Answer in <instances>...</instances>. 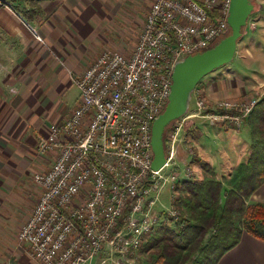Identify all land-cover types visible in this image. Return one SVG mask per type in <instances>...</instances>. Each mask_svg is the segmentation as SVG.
I'll list each match as a JSON object with an SVG mask.
<instances>
[{
    "label": "built area",
    "instance_id": "obj_1",
    "mask_svg": "<svg viewBox=\"0 0 264 264\" xmlns=\"http://www.w3.org/2000/svg\"><path fill=\"white\" fill-rule=\"evenodd\" d=\"M229 5L230 0H154L128 54L104 52L72 76L78 103L38 137L40 152L59 154L34 175L42 192L18 232L37 264H92L106 250L116 254L108 256L109 264H140V249L159 221L149 210L162 187L174 190L179 181L181 126H173L165 141L162 167L152 169V122L166 105L174 64L226 34ZM230 108L224 99L213 101L212 111L195 100L179 124L198 115L210 122L237 121L240 114L220 112ZM168 213L176 216L172 206Z\"/></svg>",
    "mask_w": 264,
    "mask_h": 264
},
{
    "label": "crops",
    "instance_id": "obj_2",
    "mask_svg": "<svg viewBox=\"0 0 264 264\" xmlns=\"http://www.w3.org/2000/svg\"><path fill=\"white\" fill-rule=\"evenodd\" d=\"M257 1L259 10H263L264 0ZM150 2L152 0H40L38 5L41 15L36 18V28L31 27L8 6H0V30L7 33V36H0V170L6 167L19 178L26 173L33 161L27 157L35 153L33 148H37L38 137L47 136L50 126L66 119L78 103L80 93L75 91V97L72 94L74 87L79 92L72 76L82 74L105 49L115 50L116 46H123L119 41L124 40L127 45L134 40L135 43L133 42L130 48L132 50L143 22H136L134 16L138 13L139 19L149 8ZM257 52L260 57L255 60L257 69L253 72L257 74L254 79L258 81L256 85L263 88L264 93V62L261 60V57L264 58V48ZM227 65L226 63L213 69L198 81H202L205 95L213 101L236 98L238 95L240 87L234 80L237 77ZM225 66L227 67L223 68ZM197 84L193 88L191 98ZM259 105L264 111V99ZM209 125L216 129L213 134L218 136L219 143L221 138L227 135L224 132L231 130L226 124L221 126L216 122L208 124L204 121L202 127L207 133H210ZM246 126L249 128V141L248 138L244 140L241 137L243 131L247 130L244 126L232 128L236 130V135H227L230 138L229 151L219 146L218 150L211 153L208 146L202 147L199 143L195 147L199 157L211 168L215 178L220 180L225 188H229L225 185V179H230L233 170L249 160L252 125L246 122ZM237 137L247 144L235 146ZM52 151L47 152L48 157ZM217 158L221 159L219 172L214 169V161ZM52 159L53 157L47 160L49 167ZM192 172L194 176H186L187 178L181 180H193L197 170L192 169ZM5 182L6 180L0 181L1 207H6L5 200L8 199L9 188ZM18 183L19 181L14 182V186L20 185ZM17 188L19 192L22 191L21 185ZM14 193L17 192L12 194ZM173 194L174 190L172 196ZM263 200L264 183L250 195L247 202ZM31 206L32 204H28L26 211L29 212ZM25 216L27 215L24 214L23 217ZM0 219L1 236L12 226L15 228L12 235L16 236L23 218L14 221L12 226H6L5 212ZM5 237L7 234L4 235V240H0V264H37L26 251L10 243L11 237L8 242ZM115 255L114 252L106 250L96 256L93 262L102 264V260ZM105 264H109V261ZM216 264H264V240L243 231L237 243L226 250Z\"/></svg>",
    "mask_w": 264,
    "mask_h": 264
},
{
    "label": "rangeland",
    "instance_id": "obj_3",
    "mask_svg": "<svg viewBox=\"0 0 264 264\" xmlns=\"http://www.w3.org/2000/svg\"><path fill=\"white\" fill-rule=\"evenodd\" d=\"M39 1L40 0H4L2 2H4L5 4L4 3L3 4L8 6L10 10L15 12L17 15L21 16V18L25 22H27L29 25H31V27L34 26L36 28L37 26L36 18L41 15V12L37 5V3L39 4ZM153 1L154 0L150 2L149 8L151 4L153 3ZM252 1H253L254 9L250 13L245 27L242 28V36L238 41L236 53L234 54L231 61L227 63L228 64L227 66H229L233 74L237 77V79L234 78V80H235V83L238 84V86L240 87L238 90V95L236 98L234 97H229L226 99L223 98L224 100L231 102V108L228 111L220 110L222 114H227L229 116H236L237 114H240V117L238 118L237 121L230 119V118H225V117L224 119H219V121H216V123H219L221 126L226 124L228 128H231L229 132H224L227 135H231V136L236 135L235 134L236 130H233L232 128L238 129L244 126L247 130L243 131V134H241V137L244 140L248 138V141H249V134H248L249 128L248 126H246V122L252 125V127L253 125L257 126V124H259V121L256 120L255 118H257L258 115L264 112L261 110V107L259 105L264 99V93L262 92L263 88L256 85L258 81H255L254 75H256L257 73L255 74V72H253L254 70L257 69L255 60H257L260 57V54L259 52H257V50L264 48V8L263 10H259L258 1L257 0H252ZM149 8L147 9L146 12H143V14L139 16V19L137 18L138 13L136 14L135 12L136 15L134 16V20L136 22L139 20L143 21L141 30L144 27L145 17H146V14L148 13ZM229 32H230V29L228 26V30L225 35L229 34ZM0 36H7V33L5 31L0 30ZM121 38H125V36L123 37L121 36ZM133 42L134 40L131 43H128L127 45H125L124 40L119 41L118 43H122L123 46H116L115 48L117 49L115 50L105 49L104 51H102V53L108 52V51H112V52L114 51V52L128 54L129 51H131L130 48L133 46ZM261 60L263 63L264 58L261 57ZM227 66L223 68H226ZM234 80L232 82H234ZM204 88L205 86L202 84V81H200L197 84L195 88V92L192 94V98L190 99V102H189V107L191 108L190 112H192L193 110L192 108H194L195 106V100H202L208 110L210 111L213 110V100L208 98L205 95ZM72 90L74 92L72 93L74 97L76 96L75 91L77 92V94L80 93L77 91V89H75V87L72 88ZM253 100H254V103H253ZM256 110L258 111H257V114L255 115ZM202 114H204V112H202ZM183 116H179L178 118L173 119L172 121L169 122V124L167 125L168 127L167 131L164 133V140L166 141L169 139V135L172 132L173 126H174V129H176L178 125L181 126V129L177 135V142L175 141L177 143V147H176L177 148V152H176L177 158H175V164H176L175 171L179 172V179L181 180L183 178H187L186 176H194L192 169L197 170V173L195 177H193L192 181H195V180L201 181L203 180V177L204 178L206 176L211 177L210 174L212 172H211V168L205 164L204 160L201 157H199L198 151L195 147H197L199 143V145L202 147L208 146L211 150V153L215 152L216 149L218 150L219 146H222V148L224 147L226 151H229L230 138L227 137L226 135L225 137L221 138V143H219L220 140L218 136L213 134V131L214 130L216 131V129H214L212 125H209L210 133H207L202 127V123L204 121H207L208 124L211 123L210 120H207V117H202L201 119H198L199 117L198 115L195 117L187 118L185 121H182V123L179 124L180 119ZM195 127L197 128L196 130H195ZM189 133L191 134L189 135ZM39 137H43V136H39ZM246 144L247 143L243 142V140H240V138H238V141L235 143V146L240 147ZM36 146H37V143H36ZM33 149L35 153L31 154V157H27V159H33V161L31 160L32 164L30 163V166L26 169L27 170L26 173L22 174V177L19 178L16 173L14 176V174L11 173L13 171L7 169L6 167L0 170V181L2 182L6 180L5 184L9 188V191L7 194V197L9 200L8 199L5 200L7 205L6 207L4 205L2 207L0 206V218L2 214L5 212L6 226H9V225L12 226V224H14V221H17L19 218L20 219L23 218L22 219V225H23L29 219L32 213V210L34 206L37 204L38 199L42 192V189L34 183L33 177L38 172L46 171L49 168L48 166L49 164L47 160L48 159L51 160V157H53L52 160L54 161L55 158L59 154V150L57 149L53 151L51 150L53 153L51 152L52 154L48 157L47 152L49 151L40 152V149L38 148V146L37 148H33ZM202 156L203 158H205L204 155ZM220 160L221 159L217 158L214 161V169L216 172H219ZM186 167H189V173L187 175H185V172H184ZM169 170H170V167L166 168L167 172ZM235 170L236 168L233 170V172H235ZM225 180H232V179L230 178V179H225ZM18 181H19L18 184H20L22 188L21 192H19L18 191L19 188H17L18 186L20 187V185H17L16 187L14 186V182H18ZM23 189H24V192H23ZM13 192H17V193L12 194ZM171 198H172V189H170L168 185H165L160 190L157 200L151 206L149 210V214L156 215L159 219V222L162 221L166 223V221H168L166 218V215L168 213V210L171 209ZM28 204H32L29 212L26 211V206ZM24 214H26L27 216L23 217ZM168 216H170L169 213H168ZM22 225H20L19 229H17L18 226L16 227L17 229L16 236L12 235L15 230V228H13L12 226V228L9 231L6 230V232L2 236L0 234V240H4L3 237L4 235L7 234V237H5L7 242L10 241V237H11V240H12V242H10L11 244H16L20 248H22L24 251H26L24 246L18 240V232ZM155 230H157V226ZM26 253L27 255L29 254L28 250L26 251ZM146 256H147V253H144V252H141L138 255V258L141 260L140 264L143 262ZM131 262L132 264H136L135 263L136 261L131 260ZM92 264H94V262H92Z\"/></svg>",
    "mask_w": 264,
    "mask_h": 264
},
{
    "label": "trees",
    "instance_id": "obj_4",
    "mask_svg": "<svg viewBox=\"0 0 264 264\" xmlns=\"http://www.w3.org/2000/svg\"><path fill=\"white\" fill-rule=\"evenodd\" d=\"M255 119L249 160L236 167L229 188L213 173L177 182L171 199L176 216L158 221L140 249L147 253L141 264H216L243 231L264 240V200L247 202L264 183V112Z\"/></svg>",
    "mask_w": 264,
    "mask_h": 264
},
{
    "label": "water",
    "instance_id": "obj_5",
    "mask_svg": "<svg viewBox=\"0 0 264 264\" xmlns=\"http://www.w3.org/2000/svg\"><path fill=\"white\" fill-rule=\"evenodd\" d=\"M253 9L252 0H230L227 15L229 34L205 50L187 55L174 64L166 105L151 125L152 169H159L165 162L164 129L170 121L186 113L191 93L198 81L213 69L231 61L242 36V28Z\"/></svg>",
    "mask_w": 264,
    "mask_h": 264
},
{
    "label": "flooded vegetation",
    "instance_id": "obj_6",
    "mask_svg": "<svg viewBox=\"0 0 264 264\" xmlns=\"http://www.w3.org/2000/svg\"><path fill=\"white\" fill-rule=\"evenodd\" d=\"M167 128H168V127H166V128L164 129V133L167 131ZM163 146H164V153H165V141H164V135H163Z\"/></svg>",
    "mask_w": 264,
    "mask_h": 264
}]
</instances>
